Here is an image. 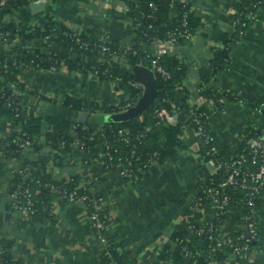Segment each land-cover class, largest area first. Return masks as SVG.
<instances>
[{
  "label": "crops",
  "instance_id": "crops-1",
  "mask_svg": "<svg viewBox=\"0 0 264 264\" xmlns=\"http://www.w3.org/2000/svg\"><path fill=\"white\" fill-rule=\"evenodd\" d=\"M244 1L171 0L168 14L173 19L181 4H189L194 37L175 45L169 54L186 66L188 104L207 114L208 128L219 150L232 145L244 130L264 129V4L256 10L255 19L248 16L242 34L236 22L242 17ZM111 12L124 16L116 17ZM126 12L122 0H50L44 10L34 12L30 4L15 10L7 20L43 29L52 19L79 32L97 25L105 41L117 40L128 50L140 46L150 52L151 45L131 26ZM232 38L237 40L230 47L227 67L213 74L216 51L224 48L225 39ZM41 42L37 39L32 45ZM43 49L55 54L62 50L55 43ZM67 52L71 58L89 60L70 49ZM121 60L132 67L127 59ZM16 76L23 86L22 90L18 87V93L24 106L60 118H77L79 113L62 105L66 95L93 102L100 108L98 112L118 107L131 96L126 82L101 78L91 70L70 69L64 63L55 70L24 66ZM9 122L8 118L0 119V139L15 131ZM182 139L183 146L175 159L152 164L136 181L109 170L97 186L106 202V230L124 260L156 264L166 258L182 263L174 256L175 231L185 225L193 197L211 177L201 137L189 127ZM50 151L49 146L40 152L29 148L11 157L0 142V244L8 247L19 264H105L98 235L83 204L63 202L54 196L53 209L50 206L41 214H34L16 206V197L9 192L13 174L30 172V163ZM78 163L82 178H88L90 171L81 167V159ZM47 168L56 178H67L73 172L68 163L60 166L54 160L48 162ZM191 185L198 187L186 195ZM207 210L209 217L214 218L213 211ZM224 222V231L233 225L231 217ZM239 264H264V196L260 202V237Z\"/></svg>",
  "mask_w": 264,
  "mask_h": 264
},
{
  "label": "trees",
  "instance_id": "trees-1",
  "mask_svg": "<svg viewBox=\"0 0 264 264\" xmlns=\"http://www.w3.org/2000/svg\"><path fill=\"white\" fill-rule=\"evenodd\" d=\"M0 0V119L8 118L12 122L15 131L10 137L0 139L3 150L6 155L11 157L19 156L23 152L21 143L30 140V149L39 151L49 146L50 154H41L30 163V172L16 171L11 177L9 192L16 195V192L29 188L33 202L32 208L34 214H41L44 208H50V203L58 191L76 190L79 195L87 194L89 196H101L100 192H92L80 187L82 176L79 173L81 159L82 166L89 170L94 178L100 183L102 178V164L109 161L106 153L105 142H110L114 147H118L119 153L127 157L123 163V167L132 169L137 172L138 178L153 163H164L168 159H175L177 151L183 146V134L185 125L191 121V109L202 112V108L190 107L188 97L190 90L187 88L185 79L187 68L182 64L174 54L164 55L160 63L167 70L168 76L155 72L158 83V97L139 117L118 124L100 125L97 123L82 124L76 118H60L57 116L43 115L37 113L27 106H22L18 100L14 98L13 88L11 84L18 82L16 74L24 66H34L36 68H54L57 69L62 63L70 69L81 71L91 70L97 71L101 78L115 79L126 82L130 85L131 96L130 101L134 105L142 95V89L136 88L130 84L135 81L131 69L133 66L143 64L151 67L153 53L143 51L140 46L133 49H126L122 44L113 40L105 41L102 32L97 25L89 27L87 30L79 32L67 27L55 20H48L45 28L41 29L29 25L28 23L7 20L11 17L15 10L29 6L34 0ZM127 6L126 15L128 16L131 26L137 31L145 43H151L153 38H167L173 34L182 31L181 12L189 10V4L184 3L179 7L178 16L169 19V9L171 0H122ZM264 4V0H245L241 8L240 15L242 17L237 20L236 27L240 32L247 27L249 19L248 13L256 12ZM190 11V10H189ZM189 28L194 31V23L192 15H189ZM7 32L9 34L7 35ZM41 39L42 42L37 45L32 43ZM237 39H225L224 48L217 50L212 63V73H218L227 67L229 61L230 47ZM185 41L178 37L177 43ZM55 43L62 50L55 53H46L44 47L48 44ZM106 47L107 49H104ZM72 50L76 54H80L88 58V61L81 58H71L67 50ZM122 58L127 59L132 67H127L122 62ZM91 59H95L91 61ZM98 59V60H97ZM124 60V59H123ZM18 87L22 90L23 86L18 83ZM174 104L179 112V119L176 124H164L157 117V111L162 108L171 109ZM62 105L75 111L89 110L92 113H109L122 111L120 106L107 108L98 112L93 102L85 101L82 98H75L66 95ZM206 114V113H205ZM194 124H192L193 127ZM121 128L130 130V140L126 142L123 135L118 134ZM194 128V127H193ZM208 132V124H206ZM74 131V132H73ZM264 132L263 130H244L239 137L235 139L232 145H228L219 150L216 154H208L207 159H213L216 163H222L231 160L233 155L245 152L247 150V140L251 137L258 136ZM43 136V140L41 137ZM212 141H213V135ZM75 144V146L73 145ZM207 152V149L205 150ZM60 153V154H59ZM66 157V158H65ZM65 158V159H64ZM68 159V160H67ZM54 160L58 165L62 166L68 163L73 169L70 176L66 178H56L48 172V162ZM98 161H100L99 164ZM115 164V163H114ZM145 165L147 167H145ZM114 167V166H113ZM225 173L222 170L211 175L206 186H200L202 189L213 188L217 190L220 183L225 180ZM91 185V184H90ZM198 185L189 186L186 195ZM203 191V190H202ZM226 192L234 198L242 195L239 188L234 186L227 187ZM61 195V194H58ZM185 195V196H186ZM25 199L22 196L16 197V206L20 207ZM63 202H74L73 200L62 199ZM261 199L258 200L260 208ZM210 198H205L195 211L188 210L186 212L185 225H180L174 234V238L182 239L191 237L188 232V225L192 222H198L203 207L213 211ZM230 207V206H229ZM230 209H236V213L240 216L247 213L246 207L241 201L233 204ZM101 212L100 216L104 221L106 228L108 225V217ZM222 219L208 217L209 221L216 225L223 222ZM199 227V224H197ZM218 235V234H216ZM197 237H191V240L183 243L176 242L174 249L175 259L181 263L185 261V251L194 254L191 257L190 264H210L208 260V241L200 246ZM112 258L117 264H127L130 260L122 259L116 247L111 246ZM231 247L226 246L216 251L214 258L218 261H226ZM105 259V264H110L111 259ZM3 264H19L12 258L8 251V247L0 244V263Z\"/></svg>",
  "mask_w": 264,
  "mask_h": 264
},
{
  "label": "built area",
  "instance_id": "built-area-1",
  "mask_svg": "<svg viewBox=\"0 0 264 264\" xmlns=\"http://www.w3.org/2000/svg\"><path fill=\"white\" fill-rule=\"evenodd\" d=\"M49 1L50 0H34L32 3L39 2L47 4ZM4 3L5 1L3 0L2 4ZM189 15V10H183L181 12L183 29L178 34L179 36L173 34L167 38L156 37L150 41L151 52L153 53L150 68L154 72H160L161 74L168 76L169 74L167 70L160 63L161 58L164 55L169 54L171 49L178 44V37L183 38L185 41L191 40L194 37V31L189 28ZM248 16L250 19H255L256 13L251 11L248 13L247 17ZM241 33L243 34V32ZM8 34L9 32H7V35ZM104 49L107 48L104 47ZM52 69L55 70V67ZM94 73L97 74V71ZM130 84L136 88H141L143 92V86L140 83L132 81ZM11 87L13 88L14 98L18 100L20 104H22V102L19 100L18 82L12 83ZM121 105L122 111L130 108L132 106L130 98ZM22 106L24 107V104H22ZM190 114L191 121L187 122L185 129L192 127V124H194V129L196 130L197 134L203 138L206 144L207 156L208 154H216L219 150L212 141L211 133L208 132L206 128V124H208L207 114L197 112L194 109H191ZM157 117L159 118L160 122H163L164 124H176L179 119V112L176 106L172 104V108L170 110L167 108L158 110ZM9 124H11L13 130L12 122L10 121ZM118 134L123 135L126 142L130 140V130L128 128L119 129ZM105 144V154L108 156L109 161L107 163L103 162L102 169H107V171L116 170L123 178H138L137 172H134L130 168L123 167V163L127 160V157L120 154L116 156V154L119 153L118 147H114L108 141H106ZM30 145V140L20 144V146L23 148V151L29 149ZM73 145L75 146V144ZM207 161H209L207 164L210 166L211 175H214L217 173V171L222 170L226 175L225 180L220 183L217 190H213V188H207L206 190L202 189L203 191L200 190L199 194L193 197L190 210L195 211L205 198H210L212 202L211 207L213 208V213L215 215L214 218L221 220L222 216L224 215L226 218L231 217L233 219V225L229 230L224 231L225 219H223V222H220L216 225L214 222L208 220L210 212L208 213L206 207H203L199 209L202 217L201 219H203V221L199 219L198 222H192L190 225H188V230L191 234V237H197L199 241L204 240V244L206 243V240L208 241V260L210 264H238L242 257L251 252L254 243L260 237V208L258 206V200L262 199L264 196V132L258 136L249 138L247 140V150H245V152L233 155L231 160L222 163H216L213 159H208ZM98 163H100V161H98ZM145 167L147 166L145 165ZM88 176V178H94L91 172L88 173ZM206 184L207 183H205L203 186H206ZM82 186L85 188V184H80V187ZM89 186H87L85 189L92 191ZM231 186L239 188V190L242 192V195L239 197V199L234 198L231 194L226 192L227 187ZM29 194V188H25L16 192L15 197L19 195L22 196L25 201L20 205V208L27 209L34 213V209L32 208L33 202L31 198H29ZM59 197H63V199L67 200L71 199L74 202L84 200L83 202L87 204L86 209L88 211L90 220L91 222H94V228L98 235L99 241L101 240L102 245H107V243L111 242L106 230V225L102 221L100 214L92 212L94 207L99 208V203L101 205L100 209L102 211L104 210V201L101 196H89L87 194L79 195L76 190H73L69 192L65 191L64 195L61 194ZM99 199L100 201H98ZM239 201L248 207L247 213L242 216L236 213V209H230V207H233V204L235 205L239 203ZM197 224H199V227ZM191 237L182 239L177 238L176 242L183 243L186 242V240H191ZM226 246H230L232 248L231 252L229 253L226 261L218 262L214 258V255L218 249L224 248ZM102 255L108 260L111 259L110 264H117V261L112 258V251L110 247L105 248ZM184 255L185 261L181 264H190L191 257H193L194 254L190 251H185ZM171 263L173 262H169L166 258H161L156 264ZM0 264H3V262ZM127 264L136 263L129 262Z\"/></svg>",
  "mask_w": 264,
  "mask_h": 264
},
{
  "label": "water",
  "instance_id": "water-1",
  "mask_svg": "<svg viewBox=\"0 0 264 264\" xmlns=\"http://www.w3.org/2000/svg\"><path fill=\"white\" fill-rule=\"evenodd\" d=\"M31 8L34 12L44 10L45 4L34 2L31 3ZM116 17H123L121 13H114ZM131 73L134 75L136 82L143 86V92L138 101L127 110L109 112V113H92L89 110H82L78 113L76 120L82 124L97 123L118 124L130 121L139 117L158 97L159 89L155 72L148 66L138 64L133 66ZM92 119V120H91ZM10 213L7 214L9 216ZM204 245V240L200 241V246Z\"/></svg>",
  "mask_w": 264,
  "mask_h": 264
},
{
  "label": "rangeland",
  "instance_id": "rangeland-1",
  "mask_svg": "<svg viewBox=\"0 0 264 264\" xmlns=\"http://www.w3.org/2000/svg\"><path fill=\"white\" fill-rule=\"evenodd\" d=\"M125 102V101H124ZM124 102H122L121 104H123ZM92 120V119H91ZM195 130V129H194ZM196 131V130H195ZM13 133V132H12ZM211 133V132H210ZM41 139H44L43 137L41 138ZM201 140L203 141V143H204V145H205V147H206V144H205V142H204V140H203V138L201 137ZM214 142V141H213ZM219 150V149H218ZM208 160V159H207ZM207 163H209V161H207ZM206 163V164H207ZM106 172H107V169H103V172H102V177H103V175L104 174H106ZM66 179H68V178H66ZM100 179V183H101V180H102V178H99ZM131 180H134V181H136L137 180V178H130ZM98 181V179L97 178H84V180H83V183H80V184H85V188L87 187V186H89V184H91L89 187L92 189V191L93 192H99L98 190H97V184L95 185V183L94 182H97ZM99 183V184H100ZM65 192V191H64ZM64 192H60V191H58L57 193H56V195L58 196V200H60V201H62V199H63V197L62 198H60L59 197V195L58 194H62V195H64ZM69 192V191H68ZM102 198H103V201H104V205L103 206H105L106 205V202H105V198L102 196ZM84 200H80V201H78L80 204H83L84 206H85V208H87L86 207V203L85 202H83ZM98 201H100V199L98 200ZM50 206H51V208H52V206H53V204H52V202L50 203ZM98 206H99V208L98 207H94L93 209H92V207H91V209H92V212H95V213H99V214H101L100 212L102 211L101 209H100V203L98 204ZM98 208V209H97ZM53 209V208H52ZM104 211V210H103ZM102 211V212H103ZM31 212V211H30ZM104 217H108V214L106 213L105 215H104ZM104 222V221H103ZM105 224V223H104ZM92 225H93V227H94V222H92ZM188 229V228H187ZM188 232H189V230H188ZM108 236H109V238L111 239V242H109V243H107V245H102V243H101V240L99 241L100 242V252H101V254H103V251H104V249L105 248H107V247H110L111 248V246H113L114 247V242H113V239H112V237L108 234ZM184 257H185V255H184ZM171 264H177V263H171ZM239 264V263H238Z\"/></svg>",
  "mask_w": 264,
  "mask_h": 264
}]
</instances>
